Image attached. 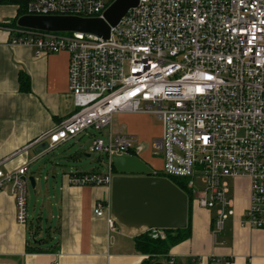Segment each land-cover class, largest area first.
Here are the masks:
<instances>
[{"label": "built area", "instance_id": "obj_1", "mask_svg": "<svg viewBox=\"0 0 264 264\" xmlns=\"http://www.w3.org/2000/svg\"><path fill=\"white\" fill-rule=\"evenodd\" d=\"M113 1L25 0L24 14L105 19ZM8 42L28 45L35 56L68 53L76 110L36 140L47 137L44 150L77 141L89 128L106 130V139L93 137L86 147L106 155L105 170H71L69 184L110 187L112 157L136 153V137L114 131L113 116L148 114L161 122L153 144L161 167L151 174L183 181L201 207L218 204L214 231L233 213L225 179L247 177L250 197L241 225L264 230V0H138L110 25L107 38L17 26ZM26 171V164L12 172L0 167V190L9 187L20 224L27 222ZM109 207L99 199L94 214ZM107 221L112 227L116 220ZM209 264L232 259L211 255Z\"/></svg>", "mask_w": 264, "mask_h": 264}, {"label": "crops", "instance_id": "obj_2", "mask_svg": "<svg viewBox=\"0 0 264 264\" xmlns=\"http://www.w3.org/2000/svg\"><path fill=\"white\" fill-rule=\"evenodd\" d=\"M24 4L25 0H0V167L12 172L26 164L25 176L35 179L33 199L43 203V212L48 210L46 217L42 212L30 222L20 224L15 219L9 187L0 190V262L141 264L147 255L135 246V236L147 231L164 238L163 229L153 233V229L128 228L117 221L109 226V210L97 216L93 208L99 199L110 203V187L71 185L67 179L69 171L59 173L52 167L49 170V163L41 167L46 153L68 141L46 151L42 146L48 143L47 137L40 142L36 140L76 107L68 89L67 52L35 56L28 45L9 44L13 27L5 24L17 17ZM21 72L28 77L26 88L20 85ZM124 127L113 130L135 136L137 143L134 131L124 132ZM140 149L135 147V152ZM225 181L233 213L226 218L223 228L218 231L213 228L218 204L211 207L214 212L198 204L199 207L191 205L189 237L173 245L157 262L169 264L168 260L173 258V264H209L211 255H223L229 256L232 264H264V230L241 225L249 204L250 181L244 176ZM43 227L47 229V237L37 235Z\"/></svg>", "mask_w": 264, "mask_h": 264}, {"label": "water", "instance_id": "obj_3", "mask_svg": "<svg viewBox=\"0 0 264 264\" xmlns=\"http://www.w3.org/2000/svg\"><path fill=\"white\" fill-rule=\"evenodd\" d=\"M138 0H114L104 18L72 15L23 14L16 20L19 27L52 31L90 32L107 38L115 25ZM47 147V143L42 148ZM116 174L110 185L109 212L120 224L134 229L183 228L188 217V196L169 178L152 175V169L138 156L114 155ZM34 188V177L23 176ZM0 264H12L0 262ZM153 264H162L155 262Z\"/></svg>", "mask_w": 264, "mask_h": 264}, {"label": "rangeland", "instance_id": "obj_4", "mask_svg": "<svg viewBox=\"0 0 264 264\" xmlns=\"http://www.w3.org/2000/svg\"><path fill=\"white\" fill-rule=\"evenodd\" d=\"M132 115H139V116H132ZM124 132H128V130L132 129L138 137L137 143L134 145L135 147H141V149L136 152L138 157L143 160L150 168L153 169H160L161 167V155L158 150L153 147L154 142L160 137L161 132V122L154 116L145 114H115L112 120V129H120L122 126ZM93 137H102L106 139L107 134L106 130H95L89 128L76 137L75 139H71L65 144L61 145L54 150L49 151L45 154L46 158L41 163V167L45 163H49V170L50 168H56L57 172L61 171H71L74 169H81V170H90L92 168H97L99 171H104L105 166L102 163L106 161L105 154H98V153H88L86 150L87 145H89L92 141ZM140 140V141H139ZM142 140V141H141ZM56 163V164H53ZM53 164V165H52ZM56 165V166H55ZM48 169V168H47ZM42 171L43 168H42ZM48 172V170H47ZM26 202H27V217L28 221L30 222L33 217L36 218L40 213L43 212L44 205L43 203H37L33 199V194L35 193V188L31 186L29 181L26 183ZM202 188V184L198 178L195 179L194 189L200 190ZM30 196H32L30 198ZM191 205L193 207H199L194 199L191 201ZM47 208V206H46ZM210 211L214 212L211 208ZM48 209L44 210V216L46 217ZM34 218V222H35ZM33 222V223H34ZM120 224V223H119ZM129 228V227H128ZM47 229L43 227L41 231L37 234L38 236L47 237Z\"/></svg>", "mask_w": 264, "mask_h": 264}, {"label": "trees", "instance_id": "obj_5", "mask_svg": "<svg viewBox=\"0 0 264 264\" xmlns=\"http://www.w3.org/2000/svg\"><path fill=\"white\" fill-rule=\"evenodd\" d=\"M24 13V8H21V10H19L17 13V17L5 25L10 27H17L16 20L19 16L23 15ZM19 80L21 87L26 88L28 85V77L26 76V74H24V72L20 73ZM114 172L116 173L115 167ZM171 181L174 182V184L177 185L179 188H181L188 196L187 223L183 228L163 229V231L165 232L164 238H161L159 236H153L147 231L135 236V246L140 252L147 255L146 259L141 264H153L157 262L159 257L166 255L173 245L186 239L190 235V206L192 201L191 191L185 188L183 181L177 178H171Z\"/></svg>", "mask_w": 264, "mask_h": 264}, {"label": "bare ground", "instance_id": "obj_6", "mask_svg": "<svg viewBox=\"0 0 264 264\" xmlns=\"http://www.w3.org/2000/svg\"><path fill=\"white\" fill-rule=\"evenodd\" d=\"M157 230H159V229H157ZM163 233V232H162ZM164 234V233H163Z\"/></svg>", "mask_w": 264, "mask_h": 264}]
</instances>
